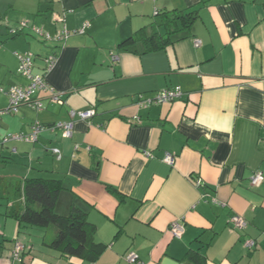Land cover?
Returning <instances> with one entry per match:
<instances>
[{"label":"crops","instance_id":"1","mask_svg":"<svg viewBox=\"0 0 264 264\" xmlns=\"http://www.w3.org/2000/svg\"><path fill=\"white\" fill-rule=\"evenodd\" d=\"M191 10L199 15L191 32L165 50L138 54V45L119 47L160 24L162 13ZM23 21L29 24L21 29ZM85 23L86 33L71 35L65 46L33 30L55 36ZM27 52L35 55L36 75L58 54L46 81L64 95V105L46 92L37 96L42 110L8 111L2 90L28 84L15 55ZM177 87L180 99L139 106L140 96ZM89 109L97 112L90 121L71 115ZM71 121L70 138L46 130L36 143L3 142L30 134L37 122ZM167 154L174 164L164 160ZM259 172L264 0H0V177L61 181L57 213L67 215L73 204L84 208L94 240L107 246L94 264H129V252L145 264L166 258L264 264V182L251 184ZM233 215L248 222L245 230L231 226ZM177 220L185 228L181 239L169 231ZM54 235L52 228L19 230L16 219L0 213V264H86L48 247ZM249 240L256 246L248 248ZM16 242L27 248L20 260L13 258Z\"/></svg>","mask_w":264,"mask_h":264},{"label":"trees","instance_id":"2","mask_svg":"<svg viewBox=\"0 0 264 264\" xmlns=\"http://www.w3.org/2000/svg\"><path fill=\"white\" fill-rule=\"evenodd\" d=\"M198 17L197 10L162 13L160 24H154L149 30L141 29L123 41L119 47L138 45L135 51L138 54L165 50L185 39ZM159 28H163L164 32L161 33ZM63 190V183L59 180H12L0 177V207H5V215L18 221L19 230L54 229L55 235L46 245L61 256L94 264L106 251L107 246L94 240L96 228L89 223L88 213L84 208L73 204L67 215L57 213V202ZM198 257L200 263H205L204 257Z\"/></svg>","mask_w":264,"mask_h":264},{"label":"built area","instance_id":"3","mask_svg":"<svg viewBox=\"0 0 264 264\" xmlns=\"http://www.w3.org/2000/svg\"><path fill=\"white\" fill-rule=\"evenodd\" d=\"M28 22L23 21L21 23V29L28 27ZM90 24L85 23L77 30L70 32L67 29H63L57 35L52 36L51 34L45 32L43 29L33 28L34 32L44 41L51 42L57 41L62 43L63 46L66 45L67 40L73 34L83 35L89 29ZM195 47L201 46V41L196 40L194 43ZM18 61V74L28 80V84L25 86H11L7 90H2L6 92L9 97L10 106L8 111H17L20 107L28 105L32 108L40 111L43 109V104L40 99H38L39 93H46L49 92L51 94V99L60 105H64V95L60 92H57L54 88L48 85L46 81V74L51 71L55 64L58 61V54H52L48 58L45 59V74L44 75H36L34 74V67H35V55L33 53L27 52L24 54L15 53ZM116 58V57H115ZM183 96V91L180 87L173 88V89H164L156 94L155 97L150 99H144L143 96H140L139 99V106L143 108H149L153 105H161L166 103H172L175 100L180 99ZM97 112L94 109H89L83 112H71L72 117H78L81 120L90 121L92 118L96 116ZM51 131L56 132L60 130L63 132L66 138H70L72 136L74 130V122H67V123H57L53 126L46 127L41 123L37 122L32 128V131L28 135H8L4 138V143H8L11 140H22L28 143H36L41 134L44 131ZM149 157L150 154H147ZM168 164H174L175 158L172 155L167 154L164 159ZM264 182V174L259 172L255 174L251 178V184L254 187L261 185ZM197 187L203 185V182L200 179L195 181ZM230 224L234 228L238 230H245L248 226V222L239 215H233L230 218ZM169 231L171 235L176 239H181L185 233V228L183 224L177 220L174 221ZM248 248H253L256 246V242L253 240H249L245 244ZM26 250V246L20 242H16L15 248L13 251V258L15 260H20L22 254ZM124 259L129 264H145L141 261L139 256L135 252H129L124 256Z\"/></svg>","mask_w":264,"mask_h":264},{"label":"water","instance_id":"4","mask_svg":"<svg viewBox=\"0 0 264 264\" xmlns=\"http://www.w3.org/2000/svg\"><path fill=\"white\" fill-rule=\"evenodd\" d=\"M162 264H182V263H179V262H176V261H173L171 259L166 258L163 260Z\"/></svg>","mask_w":264,"mask_h":264},{"label":"rangeland","instance_id":"5","mask_svg":"<svg viewBox=\"0 0 264 264\" xmlns=\"http://www.w3.org/2000/svg\"><path fill=\"white\" fill-rule=\"evenodd\" d=\"M5 211V207H0V213H3Z\"/></svg>","mask_w":264,"mask_h":264}]
</instances>
